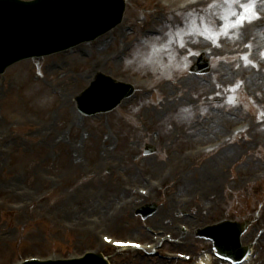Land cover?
I'll return each instance as SVG.
<instances>
[{"label":"rangeland","instance_id":"rangeland-1","mask_svg":"<svg viewBox=\"0 0 264 264\" xmlns=\"http://www.w3.org/2000/svg\"><path fill=\"white\" fill-rule=\"evenodd\" d=\"M194 1L129 0L123 23L95 42L14 65L0 76V200H5L0 264L85 248L104 253L111 264H188L171 261L169 253L187 252L198 259L211 253V246L204 238L182 234L177 225L195 229L253 211L263 218L250 226L243 242L257 237L264 225V24L256 27L259 20L253 21L224 35V17L234 21L231 12L239 15L247 0ZM256 11L264 13L259 0ZM213 32L221 33L219 46L208 38ZM238 41L246 42L243 48H236ZM198 48L213 53L214 65L210 73L195 76L188 74L195 62L188 51ZM134 52L138 55L128 64ZM244 55L252 62L247 67ZM254 62L262 68L255 69ZM98 67L116 77L148 78L150 84L141 83L110 113L83 116L73 98ZM238 81H243L239 89L226 91ZM230 96L234 104L227 103ZM249 121L246 134L210 153L188 154L175 180L146 197L139 194V188H149L145 176L154 180L168 172V160L180 162L191 147L220 142ZM146 143L158 151L145 154ZM181 182L192 185L179 188ZM115 187L123 194H114ZM181 198L192 202L182 204ZM145 203L158 207L144 219L136 211ZM96 218L104 221L102 226ZM160 230L175 239L158 255L112 252L100 237L151 241ZM262 244L248 264H263ZM210 264L226 263L215 258Z\"/></svg>","mask_w":264,"mask_h":264},{"label":"snow or ice","instance_id":"snow-or-ice-1","mask_svg":"<svg viewBox=\"0 0 264 264\" xmlns=\"http://www.w3.org/2000/svg\"><path fill=\"white\" fill-rule=\"evenodd\" d=\"M227 2L230 3H236L237 0H227ZM258 0H247L246 3L241 4V8L243 9V11L238 15L237 12L233 11L231 12V16H235L237 17L234 21L230 20V18L228 16L224 17V20L227 21L224 25V35H227L228 31L230 29H238V28H242L246 23L247 24H252L253 21H257V20H262L264 19V17H261L259 12L256 11V5H257ZM260 3L264 4V0H259ZM215 5H209V7H214ZM203 35V33H202ZM221 33L219 32H213L211 33V35L208 37L209 39H212L216 46H219V38H220ZM181 48H184L185 45L183 42H181ZM245 47H251V45H245ZM199 53H193L190 50L188 51V55H198ZM262 56H264V53H262ZM184 59H187V56L184 57ZM241 59H243L245 61V67H247V65L249 63H252L251 61L248 60V56L244 55L241 57ZM255 66V65H253ZM179 67H181V65H179ZM183 69L187 70L188 69V64L185 63L183 64ZM237 67H239V65H237ZM168 79H172L171 75H168L167 77ZM243 84V81H238L236 84L232 85L229 87V89H226V91H232L235 92L237 89H239L241 87V85ZM217 87H219V85H217ZM217 95H220V93H217ZM227 103L229 104H234L235 103V98L234 97H229L227 100ZM222 106V105H220ZM202 112H206L207 109H202ZM135 247H141V245L136 244L133 245Z\"/></svg>","mask_w":264,"mask_h":264},{"label":"bare ground","instance_id":"bare-ground-1","mask_svg":"<svg viewBox=\"0 0 264 264\" xmlns=\"http://www.w3.org/2000/svg\"><path fill=\"white\" fill-rule=\"evenodd\" d=\"M254 29H256V28H254ZM256 32H255V30L254 31H252V33H251V35H250V37L253 35V34H255ZM175 101H176V99H175ZM173 103V102H172ZM66 105V104H65ZM63 107H64V105H63ZM251 129V128H250ZM249 129V130H250ZM248 130V131H249ZM34 151V149L33 150H31V152H33ZM182 151V150H181ZM180 151V152H181ZM102 153V152H101ZM51 158V156L50 155H47L46 157H45V159H50ZM188 159H190V157H188L187 155H185V156H183V158L180 160V162H179V160H176V159H171V160H168V162H167V166L170 168V172H172V175H171V177L167 180V181H165L164 182V184H166V183H168L169 181H171V180H175L176 179V174L178 173L179 174V172L181 173L183 170H184V167L186 166V164H187V162H188ZM76 162V161H75ZM166 162L164 163V165L166 164ZM70 169L72 170V169H75L74 168V166L73 165H70ZM177 174V175H178ZM41 178H42V180H43V177L41 176V174L39 175ZM179 176V175H178ZM206 177H200V179H202V181H204V179H205ZM181 187H179V188H184V187H186L187 185H192L191 183H187V184H184L183 182H181ZM113 193L114 194H117V195H120V194H123L120 190H117L116 189V187H115V189L113 190ZM181 199H183V198H181ZM174 200V197H172V200H171V203H172V201ZM185 202H187L185 199H183ZM192 202V200L189 202V203H191ZM173 204H175V203H173ZM175 207V206H174ZM202 262H204V263H210L211 262V258L210 257H203V259H202Z\"/></svg>","mask_w":264,"mask_h":264},{"label":"water","instance_id":"water-1","mask_svg":"<svg viewBox=\"0 0 264 264\" xmlns=\"http://www.w3.org/2000/svg\"><path fill=\"white\" fill-rule=\"evenodd\" d=\"M120 5H121V11H122V13H123V11H124V9H125V1L124 0H121L120 1ZM99 83V79H96L95 80V82L93 83V85L89 88V90L87 91V93H85L84 95H82L81 97H79L78 98V103H79V105H81V103H82V101L84 100V98L87 96V94L89 93V92H91L92 91V89L94 88V86L96 85V84H98ZM99 111H101V110H97L96 112H99ZM86 113H89V112H86ZM156 208L154 207V210H155ZM243 231H244V227H243V225L238 229V232H237V240L239 241L240 240V237H241V234L243 233ZM99 256V258L101 259V260H104L105 262H106V264H108L107 263V261L104 259V257H103V255L102 254H100V255H98Z\"/></svg>","mask_w":264,"mask_h":264},{"label":"clouds","instance_id":"clouds-1","mask_svg":"<svg viewBox=\"0 0 264 264\" xmlns=\"http://www.w3.org/2000/svg\"><path fill=\"white\" fill-rule=\"evenodd\" d=\"M137 55H138V53H135V52H134V53H133V59L128 60L127 63H128V64L133 63ZM176 68H179V65H178V64L176 65Z\"/></svg>","mask_w":264,"mask_h":264}]
</instances>
